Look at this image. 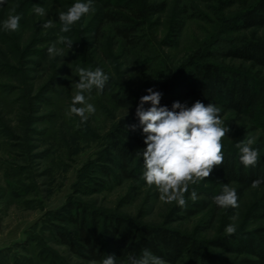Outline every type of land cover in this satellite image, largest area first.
<instances>
[{"label":"rangeland","instance_id":"obj_1","mask_svg":"<svg viewBox=\"0 0 264 264\" xmlns=\"http://www.w3.org/2000/svg\"><path fill=\"white\" fill-rule=\"evenodd\" d=\"M226 1L167 0L166 9L138 34L135 47L102 22V1L95 0L93 10L68 33L60 31L59 13L76 0H8L0 8V22L12 14L21 17L16 31L0 29V264H92L59 241L61 229L76 247L80 245L74 224L60 219L69 205L79 206L85 218L90 213L120 215L155 226L172 216L168 228L204 241L229 234L225 231L229 224L236 231L264 224L247 218L257 198L255 189L238 197L237 208H221L203 195L219 191L214 168L208 177L189 184L185 206L161 201L155 186L121 176L108 179L100 173V167H107L101 166L104 148L119 121L129 120L143 134L136 107L149 88L161 92L178 84L192 64L215 62L207 53L250 36L232 29L243 8L225 7ZM36 5L45 8L44 16L34 12ZM49 19L53 27L43 28ZM179 20L184 27L174 39L171 29ZM255 34L264 35V29ZM60 36L71 39L72 47L65 49L64 56L50 57L47 49ZM216 61L250 71L240 61ZM77 67H101L110 77L102 94L93 89L89 102L96 112L87 114L83 122L69 112L80 80ZM176 97L175 102L187 107L197 102ZM168 98L161 97L160 103ZM257 116L251 121L246 115L225 114L222 126L228 131L221 140L222 152L240 155L236 145L247 139L254 141L259 156L264 152V114ZM146 147L136 148L137 153ZM193 190L196 200L191 199ZM201 204L197 209L195 205ZM190 208H196L193 214L185 212Z\"/></svg>","mask_w":264,"mask_h":264},{"label":"trees","instance_id":"obj_2","mask_svg":"<svg viewBox=\"0 0 264 264\" xmlns=\"http://www.w3.org/2000/svg\"><path fill=\"white\" fill-rule=\"evenodd\" d=\"M97 1H102V22L110 25L114 35L130 47L137 46L138 34L144 31V27L153 24L167 6V0ZM235 4H239L243 10L233 22L232 29L250 32V36L237 45L207 53L206 56L215 62L192 64L178 84L160 92L161 97L169 96L161 106L171 109L176 96H181L219 104L221 112L218 115L221 118L226 113H232L235 117L246 115L252 121L257 115L264 114V35L255 34L256 30L264 29V0H227L223 5L229 7ZM183 27L182 20L173 26L171 32L174 39ZM216 59L240 61L241 64H248L250 71L221 65V62L216 63L219 62ZM145 139L146 134L135 131L129 120L119 121L104 148L102 162L105 164L101 166L107 167H100L101 175L108 179L121 176L145 183L142 179L143 159L137 155L136 149L147 146ZM223 156V163L213 167L219 191H204L203 195L214 203L213 197L222 191L224 185L235 186L238 197L246 190L255 189L257 198L251 204L247 218L264 223V184L258 188L252 187L254 180L264 179V152L259 156L256 166L248 168L241 163L240 155L223 152ZM113 170L119 174L115 175ZM195 206L198 209L203 204ZM196 208L185 212L193 214ZM182 210L176 208V211ZM233 211L231 209L229 216H232ZM64 214L60 219L74 224L80 245L76 247L61 229L57 231L59 241L88 262L114 255L117 264H122L128 253L138 254L141 249L149 248L155 255L162 257L166 264H264V224L204 241L195 234L168 228L166 225L171 222L172 216H168L162 225L155 226L145 224L139 218L120 215L90 213L85 218L79 214L77 205L66 207Z\"/></svg>","mask_w":264,"mask_h":264},{"label":"clouds","instance_id":"obj_3","mask_svg":"<svg viewBox=\"0 0 264 264\" xmlns=\"http://www.w3.org/2000/svg\"><path fill=\"white\" fill-rule=\"evenodd\" d=\"M94 2L95 0H76L66 12L59 13V21L62 24L60 31L68 33L73 24L93 10ZM7 3L8 0H0V8L5 7ZM33 10L39 16L46 14L45 8L40 5L34 6ZM20 19L19 15H9L0 22V29L16 31L20 27ZM51 27V19L43 23V28ZM72 44L71 39L60 36L57 43L48 47L47 52L50 57L64 56L65 49H71ZM76 72L80 80L75 84L76 91L72 96L69 112L79 116L83 122L89 118L87 114L96 112L95 105L89 102L93 89L97 95L102 94L110 77L101 67L94 70L77 67ZM147 93L140 98L136 107V116L143 126L147 145L142 152L137 153L143 157L142 179L147 187L155 186L161 201H175L179 206H185L184 193L189 184L208 177L214 166L223 163L221 140L228 128L222 126V118L218 115L221 108L212 103L205 106L197 101L187 107L175 102L169 109L167 106H161L159 91L149 88ZM253 143L252 139H247L236 145L240 161L245 168L255 167L259 160V149L252 147ZM261 184H264V179H256L252 182V187L258 188ZM191 199H197L194 190L191 192ZM213 201L225 209L239 206L237 191L229 185H224L222 191L213 197ZM225 231L232 234L236 228L229 224ZM92 264H117V259L114 255H106ZM122 264H166V261L149 248H143L138 254L128 253Z\"/></svg>","mask_w":264,"mask_h":264}]
</instances>
